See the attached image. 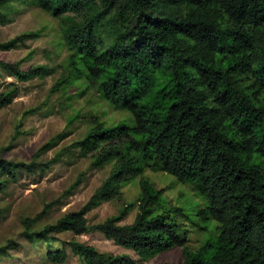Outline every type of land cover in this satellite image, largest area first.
I'll list each match as a JSON object with an SVG mask.
<instances>
[{
	"label": "trees",
	"instance_id": "1",
	"mask_svg": "<svg viewBox=\"0 0 264 264\" xmlns=\"http://www.w3.org/2000/svg\"><path fill=\"white\" fill-rule=\"evenodd\" d=\"M24 2L58 21L68 51L51 93L66 94L81 80L86 91L128 112L130 120L109 126L91 119V129L48 163L37 159L64 134L49 140L30 162L0 157V194L21 173H47L72 149L90 158L93 169L112 166L79 210L36 229L49 210L80 188L84 174L36 217L23 219V238L33 247L44 245L53 264H65L68 250L83 264H144L175 248H182V264H264V0H0V23L11 22L15 3ZM42 35V30L24 32L0 42V51L27 47ZM35 53L15 63L0 61V111L14 103L21 83L58 71L49 65L23 67ZM244 75L247 86L238 80ZM9 77L13 81H6ZM21 127L3 154L23 135ZM148 168L192 184L205 198L199 221H214L218 233L199 249L187 245L178 220L181 207L172 206L144 175ZM137 179L140 193L129 203L123 188ZM104 202L118 203V213L91 225L88 214ZM133 209V222L124 223ZM94 232L139 259L58 237ZM17 248L8 242L0 257Z\"/></svg>",
	"mask_w": 264,
	"mask_h": 264
},
{
	"label": "rangeland",
	"instance_id": "2",
	"mask_svg": "<svg viewBox=\"0 0 264 264\" xmlns=\"http://www.w3.org/2000/svg\"><path fill=\"white\" fill-rule=\"evenodd\" d=\"M15 13L11 22L0 23V42H6L15 36L28 31L42 30L41 38L27 42V47L10 52L0 51V61L15 63L35 51L33 60L23 64V67L34 65H49L57 68L55 75L21 83L20 93L14 103L0 111V157L16 162H30L37 151L57 135L65 136L59 144L38 157V162L48 163L55 159L60 151L80 140L92 127L93 118H98L107 125L118 124L130 120V115L124 110L110 106L101 96L86 91L77 81L68 93L52 94L51 88L60 77L58 66L68 58V51L62 45V37L57 20L30 4L15 3ZM238 77L242 86H247L249 78ZM13 81V78H6ZM32 108H39L36 114L24 118L23 114ZM79 115V116H78ZM76 118L68 128L70 119ZM22 123L23 135L13 144L12 149L3 154V149L10 146L15 135L16 126ZM112 169L109 165L104 169L91 168V159L83 158L74 149L64 152L60 162L53 165L45 174H19V180L0 194V247L14 241L17 249L9 251L8 255L0 257V264H53L45 255V246L36 248L22 236V220L34 218L42 212L45 204L59 199L84 174V182L71 196L57 204L36 225L42 229L55 223L64 214L79 210L101 185ZM144 175L163 191L172 206H180L181 234L187 238V245L193 250L199 249L210 236L217 234L214 221L202 223L197 215L205 204V198L200 195L192 184H182L165 172L148 168ZM139 179L125 185L123 191L129 203H135L140 193ZM120 205L115 202H104L88 214L91 225L104 222L116 215ZM136 216L133 209L124 220L132 223ZM62 240H72L97 248L100 252L114 255H129L138 260L135 252L124 249L114 241L99 232L75 236L69 233L60 234ZM53 248H59L58 243H52ZM69 260L65 264H83L70 250ZM182 248H175L157 255L144 264H182Z\"/></svg>",
	"mask_w": 264,
	"mask_h": 264
}]
</instances>
